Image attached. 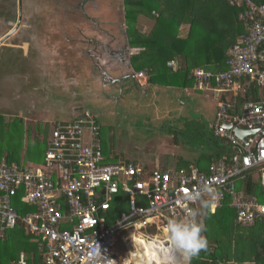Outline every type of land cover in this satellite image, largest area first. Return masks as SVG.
<instances>
[{
	"label": "built area",
	"instance_id": "obj_1",
	"mask_svg": "<svg viewBox=\"0 0 264 264\" xmlns=\"http://www.w3.org/2000/svg\"><path fill=\"white\" fill-rule=\"evenodd\" d=\"M229 2L243 6L239 19L245 30L229 49L227 69L212 73L192 68L189 77L199 88L213 82L219 90L249 77L264 90V5L254 0ZM137 76L145 74L138 72ZM230 108V103L218 104L213 132L237 151L228 161L211 164L207 171L190 165L187 169H151L145 175L134 165L104 161L91 113L55 123L44 152V170H27L0 156V232L21 221L28 232L39 236V249L46 251L41 264H125L117 249L121 246L128 257L136 258L129 244L138 248L134 240L141 237L139 234L147 242L165 243L164 248L171 253L166 235L142 231L151 224L158 227L169 219H183L198 200L215 210L229 198L237 223L252 225L264 216V204L244 197L236 181L258 167L264 172V99L245 103L239 115H232ZM234 127L247 132L245 141L233 132ZM55 172L57 178L53 180ZM19 189L22 200L37 210L17 213L12 198ZM121 192L127 195V208L108 225L110 201ZM60 198L66 203V212L61 209ZM61 225L71 228L60 229ZM169 257L176 259V255ZM13 264L28 263L20 257Z\"/></svg>",
	"mask_w": 264,
	"mask_h": 264
},
{
	"label": "crops",
	"instance_id": "obj_2",
	"mask_svg": "<svg viewBox=\"0 0 264 264\" xmlns=\"http://www.w3.org/2000/svg\"><path fill=\"white\" fill-rule=\"evenodd\" d=\"M65 3L67 4V0H0V116L9 124H15L16 128L22 124L23 135H26L31 145L34 140L30 131H33L34 134L42 133L40 139L43 138L45 141L46 149L52 126L55 123L72 121L84 113L89 112L93 115L94 123L98 127L97 138L100 141L101 147L103 148L104 143V148L105 145L108 148V155L104 154V161L107 163L134 165L141 168L145 175L151 169H160L162 171L175 170L181 167L187 169L190 165L200 171H207L211 164H216L221 160L228 161L236 153V148H233L225 138L214 134L215 111L219 103H230L231 108L229 112L232 115H239L245 103L264 99V90L256 81L251 80L249 77L239 78L229 88L224 90L216 89L213 82L200 88L195 83L194 85L184 86L182 88H151L147 84L146 76L141 81L139 79L141 77L137 76V73L134 72L131 66L130 55L137 49L124 45L127 47L124 50L126 55L124 56L123 53L121 59L118 58L120 61L112 65L115 68H112V66L104 67L99 61L91 58L92 51H96V48L86 47V45L80 43L83 29L81 25L78 27L80 22H77L78 20L74 13L67 16L66 22L59 23V25L64 26L67 30L65 31L67 32L65 35H62L58 30H52L49 24H52L54 27V23L56 22L50 20H58V13L63 18L64 13L67 11L65 6L52 9V4L57 6V4L64 5ZM54 13L57 15L54 16ZM59 35L61 38L58 39ZM63 41L64 43H62ZM232 46L227 48L224 68L222 70L214 72L200 66L193 68H200L212 73L226 70V61L228 59L229 49ZM127 51H130V55ZM51 90L54 91L52 96L49 94ZM198 92H200V95H204L205 98L208 97L214 101V109L210 118L207 119L204 117L201 110L204 107L196 106L194 103L195 105H192L191 110L187 111L186 115H183V112L180 111L176 115V118L166 119L176 104L190 101L192 95ZM117 95L122 98V105L126 109V111H123L124 115L127 117L142 116L141 120L148 126L145 129L147 134L143 135L145 138L141 141L134 142V146L131 144L132 148L144 147L145 145L148 148V143H144L148 139L150 142L151 140H156L158 144L170 142V151L165 152L159 150L158 156L154 158L145 157L147 154L142 155L144 156L142 159L138 155H131V153L136 152H129L127 154L128 156H132L134 160L127 159L119 161L109 158L114 153V151H111L115 145L116 147L118 145L122 147L123 139L118 138L115 142L113 137V130L119 132L120 128L119 126L112 127L108 118L105 119L104 124H101L97 115L91 112L90 108L92 106L105 107L103 110L105 116L114 115L112 107L108 108V106L119 105V96L117 97ZM256 97L258 99H255ZM198 114L199 119L193 117ZM64 115L69 117L68 120H59L52 124L49 123V117L58 118ZM170 121H172L173 128L169 125ZM174 121L176 124H174ZM136 126L137 123H132L129 128L126 127L125 129L128 130V134H131L130 131H133ZM210 131L219 139L220 146L221 144L222 146H226L228 151L223 152L217 157V159L219 158L218 160L211 159L209 163H206L207 161L204 160L206 164L204 167H201L197 162L205 156L206 149L210 147L209 145L201 146V142L202 140L204 141L210 138ZM233 132L235 133L234 130ZM156 133L164 136L156 135ZM131 136L133 135L131 134ZM238 138L241 139L239 136ZM195 140L200 145H196ZM182 149L189 151L188 153L191 154L190 158L183 155L185 153ZM215 149V152L210 151V153L214 155L220 151L218 148ZM20 155L22 157L24 152H21ZM41 162H43L42 166H38L35 165L34 161H27V166L24 167L18 165L16 162L12 163H16L21 168L27 170H44V153ZM179 163L182 166L177 165ZM257 169L261 172V167ZM56 178L57 173L55 172L52 179L55 180ZM237 181V189L242 192L244 197L256 198L260 203L264 204V200L259 197L246 195L238 186ZM18 193H20V189ZM21 195L19 200L24 204L30 205L22 200ZM122 198L127 202V195L125 193L115 194L110 201V205L114 199L120 201ZM59 203L62 211L66 212L67 206L64 199L60 198ZM225 203L236 214L235 209L231 206V199L228 198ZM225 203L222 206L226 205ZM200 204L205 205L206 203L203 200H198L191 205V210L192 207H198ZM34 207L37 210V207ZM126 208L127 204L124 210ZM209 210L211 213H214L217 209L212 210L209 208ZM120 212L115 217L111 206L110 210L106 213L107 224H114ZM234 219L235 223L240 227H251L260 220H264V216L256 219L250 226H242L237 223L235 215ZM66 228L70 229L71 226H60V229ZM165 229L166 224L160 223L158 227L156 224H151L142 233L159 234V236H162V234L165 235ZM25 232L33 235L32 240L30 239L31 241L35 243L36 241L39 242V236L28 232L26 226ZM139 236H141L139 239L146 241L144 239L146 238L145 236L141 234ZM39 251L43 255L38 258L40 261L36 263L32 262V255H25L24 252H21L18 258L23 257L28 264H41L46 256V251L40 249ZM183 254L187 262L181 260L180 263L170 264H189V258L186 257L185 253Z\"/></svg>",
	"mask_w": 264,
	"mask_h": 264
},
{
	"label": "trees",
	"instance_id": "obj_3",
	"mask_svg": "<svg viewBox=\"0 0 264 264\" xmlns=\"http://www.w3.org/2000/svg\"><path fill=\"white\" fill-rule=\"evenodd\" d=\"M254 1L264 5V0ZM122 3L124 34L128 46L137 49L130 55L131 66L134 72L142 71L145 74L151 88L194 85L189 74L196 66L214 72L222 70L227 48L245 30L243 21L239 19L243 6L231 5L229 0H122ZM170 61L173 63L169 64ZM21 125L16 128L15 124H9L0 116V156L22 167L27 166V161L42 166L45 141L38 134L33 136L30 147L23 148L20 143L15 146L11 144L12 138H23ZM206 145L210 147L205 148V158L197 162L201 167L211 159L218 160L217 157L228 151L226 146H220L219 139L211 131L210 138L201 142V146ZM38 146L41 153L37 157ZM215 148L220 151L213 155L210 151L215 152ZM21 152H24L22 157ZM102 153L103 156L108 155L104 143ZM177 165L182 166L181 163ZM237 182L246 195H255L264 200L258 169L248 171ZM20 195L21 191L12 201L17 213L23 215L34 211V206L19 200ZM126 204L124 198L120 201L114 199L111 203L113 215L116 217ZM227 205L214 213L204 204L192 207L198 213L197 220L204 224L202 235L207 240V247L191 257L189 264H264V220L251 227H240L235 223L233 209ZM0 235V264H13L21 252L32 255L33 263L40 261L38 258L43 253L39 251L38 242L31 241L33 235L25 232L21 221L12 229L0 232Z\"/></svg>",
	"mask_w": 264,
	"mask_h": 264
},
{
	"label": "rangeland",
	"instance_id": "obj_4",
	"mask_svg": "<svg viewBox=\"0 0 264 264\" xmlns=\"http://www.w3.org/2000/svg\"><path fill=\"white\" fill-rule=\"evenodd\" d=\"M52 5H53L52 9L56 8V7L59 8V6H63V7L65 6L66 10H67L64 13L63 18H61L60 13H58V20L59 21L58 20H50L52 22H54V21L56 22V23H54L55 24L54 27L52 26V24H49V26L52 28V30H58L59 32H61L62 35H65V33H67L65 31H67V30L65 29L64 26L59 25V23L60 22H66L67 16L71 13L72 14L74 13L75 16L77 17V20H78L77 22H80V24H78V27L81 25V27L83 29L82 36L80 37V39H81L80 43L86 45V47L89 46V47H95L96 48V51H92L91 58H94L95 61H99V63L104 67L115 65L116 63H118L120 61V60H118V58L121 59V55H123L124 50L127 48L126 46H128L127 38H126L124 31H123L125 29V24H124V20H123L124 6L122 3V0H67V4L66 3L64 5L57 4V6L55 4H52ZM56 15L57 14L54 13V16H56ZM59 38H61L60 35L58 36V39ZM62 43H64V41ZM124 45H126V46H124ZM111 46H112V48H111ZM127 53L129 54L130 51H127ZM125 55L126 54L124 53V56ZM113 67L114 66H112V68ZM102 69L105 70L104 68H102ZM143 78H144V76H142L139 79H141V81H143ZM110 89H113V88H110ZM53 93H54V91L51 90L49 92L50 96H52ZM199 93L200 92L192 95V99L190 101L182 102V103H184L183 105H181L182 103H180L178 105L176 104L174 106V109L169 113L171 116L167 115L168 117L166 119H172L173 117L176 118V115L180 111L183 112V115H186L187 111L191 110V107L194 103L196 104V106H200L202 108L204 107L203 109H201L202 113L204 114V117H206L207 119L210 118L211 113L213 112V109H214V101L208 97L205 98L204 95H200ZM118 96L119 95H117V97ZM121 99L122 98H120V96H119V100H118L119 105L118 106L117 105H114V106L109 105L108 106V108L112 107V111H113L114 115H111V116H105L103 114V110L105 109V107L92 106L90 108V111L97 115V118L101 124H104L105 119L108 118L112 127L115 128L116 126H119V128H120L119 132H117L116 130H113V137L115 139V142H116V139H118V138L123 139V144L121 145L122 147H120V145H118V147H116V145H115L114 149L111 151V152L114 151V153H112V155H110L109 158L112 160L116 159L119 161L127 160V159L128 160H134L132 158V156L127 155L129 152H136V153H131V155H133V156L138 155V157L140 159L144 158V156H142V155H145V154H147L145 157H153L154 158L155 156H158V153L160 151H165V152L170 151L171 150L170 149V147H171L170 142L158 144L156 142V140H151V142H150V140H148V139H147L148 142L147 141L144 142L145 144L148 143V146H149L148 148L146 147V145L144 147H138L135 149L132 148V146H134V142L141 141L143 138H145L143 135L147 134V131L145 129H147L148 126H146L143 123V121L141 120L142 116H139V115L135 116V117L125 116L123 111H126V109H124ZM198 116H199V114L195 115L193 117H196L197 119H199ZM68 118L69 117H66V115L60 116L58 118L49 117V123L52 124V123L59 121V120H61V121L68 120ZM3 120H4V118H3ZM132 123H137L136 128L134 130L132 129L133 131H130V133L133 136H131V134H128V130L125 129L126 127L129 128V126ZM174 124H176L175 121H174ZM169 125L173 128L172 121L169 122ZM30 133L32 136L35 135L33 131H30ZM38 135L42 136V133L39 132ZM156 135L164 136L162 134H157V133H156ZM11 141H12L11 144H13L14 146L18 145L19 143L22 145L23 148L25 146H28V147L31 146V142L27 140L26 135L23 136L22 139H13L12 138ZM119 143H120V141H119ZM108 144H110V143H108ZM131 144H132V146H131ZM135 145H137V143H135ZM40 146L42 148H44L43 144H40ZM40 146H38L36 149L37 157L41 153ZM182 151L185 153L183 155H185L187 158H190L191 154L188 153L189 152L188 150L182 149ZM159 156L162 158V156L160 154H159ZM142 164H144V163H142ZM134 242L139 244L138 245L139 250L142 249V251L148 256V260H149V257H152V255L158 256L155 259H157L158 261L160 260V251L157 249V244H159L160 242H156V241L152 242V240L149 242L144 241V240H139V241H134ZM150 243L151 244L156 243V248L154 251H153V249L146 251L147 247L150 246ZM171 247H172V249H174L173 246H171ZM125 255H126L125 251L123 250V248L121 246H119L117 249V256L119 258H122ZM173 255H176V253H174ZM161 260L164 261L163 259H161ZM173 263H177V261L173 262Z\"/></svg>",
	"mask_w": 264,
	"mask_h": 264
},
{
	"label": "clouds",
	"instance_id": "obj_5",
	"mask_svg": "<svg viewBox=\"0 0 264 264\" xmlns=\"http://www.w3.org/2000/svg\"><path fill=\"white\" fill-rule=\"evenodd\" d=\"M205 206L210 207L211 205L205 204ZM197 215L195 210H191L183 219H169L166 224L167 236L171 245L185 253L189 259L197 256L201 250L207 247V240L202 235L204 224L197 220ZM133 250H131L132 254L135 252ZM127 258L128 255H125L123 262Z\"/></svg>",
	"mask_w": 264,
	"mask_h": 264
},
{
	"label": "bare ground",
	"instance_id": "obj_6",
	"mask_svg": "<svg viewBox=\"0 0 264 264\" xmlns=\"http://www.w3.org/2000/svg\"><path fill=\"white\" fill-rule=\"evenodd\" d=\"M164 234L167 237V231H166V229L164 230ZM139 240H141V239H135L134 241H139ZM152 242H155V241H152ZM164 245H165V243H163V242H160L159 244H157V248L159 247V249H160L159 250L160 251V260L159 261L157 259H155L156 257H158L156 255H152V257H149V260H148L147 255L143 251L141 252V251H139L137 249V247H134V250L133 251L136 252V258L135 257H128L124 261V263L125 264H129L131 261H134L135 264H152V263L153 264H156V263L157 264H165V263H173L175 260H179V259H181L182 261H185L186 260V258L184 257V255H182V253H180L181 251H179V250H177V249L174 248V249H171V253H170V252L166 251V249L164 248L165 247ZM155 248H156V243L155 244H151L150 243V246L147 247V250L146 251L152 250V249L154 251ZM174 253H176V259L175 260L172 259L171 257H169V255H173ZM161 259H163L164 261H162Z\"/></svg>",
	"mask_w": 264,
	"mask_h": 264
},
{
	"label": "water",
	"instance_id": "obj_7",
	"mask_svg": "<svg viewBox=\"0 0 264 264\" xmlns=\"http://www.w3.org/2000/svg\"><path fill=\"white\" fill-rule=\"evenodd\" d=\"M228 126H230V125H228ZM233 130L235 131V133H236V134H237V135H238L243 141H245V137H246L247 132H246L244 129H240L239 127H235ZM261 179H262V184H263V186H264V172L262 173V177H261ZM129 247H130L131 250H133V245H132V244H129Z\"/></svg>",
	"mask_w": 264,
	"mask_h": 264
},
{
	"label": "flooded vegetation",
	"instance_id": "obj_8",
	"mask_svg": "<svg viewBox=\"0 0 264 264\" xmlns=\"http://www.w3.org/2000/svg\"><path fill=\"white\" fill-rule=\"evenodd\" d=\"M134 243H136V242H134ZM137 244V243H136ZM137 245H139V244H137ZM138 250H139V248H137ZM148 257V256H147Z\"/></svg>",
	"mask_w": 264,
	"mask_h": 264
}]
</instances>
